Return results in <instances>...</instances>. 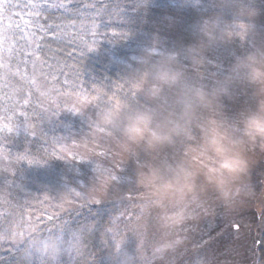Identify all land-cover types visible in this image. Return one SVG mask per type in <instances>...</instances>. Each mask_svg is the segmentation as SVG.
Segmentation results:
<instances>
[{
    "label": "rangeland",
    "instance_id": "1",
    "mask_svg": "<svg viewBox=\"0 0 264 264\" xmlns=\"http://www.w3.org/2000/svg\"><path fill=\"white\" fill-rule=\"evenodd\" d=\"M237 2L180 0L177 4L189 16L183 20L168 14L158 16L163 24L152 40L158 43L168 38L185 47L179 57L185 63V69L178 70L181 81L165 89V107L158 119L179 113L182 86L211 93L231 74L240 56L232 49L229 28L204 15L213 8L234 12ZM244 3L258 11L251 20L254 27L248 31L252 52L264 50V8L254 0ZM228 88L212 106L197 109L190 135L149 147L143 141H126L111 122L114 111L94 104L89 96L60 94L39 85L45 119L55 131L52 138L66 162L63 179L77 180L73 192L80 188L91 201H123L125 224L119 232V246L127 264H257L255 240L264 230V144L237 145L234 141L241 136L242 119L257 108L259 97L246 81L233 80ZM208 120L223 133L211 144L205 141L203 127ZM241 151L248 171L241 178L227 179L226 170H237ZM150 168H157L164 180L174 181L159 189V193L171 191V195L162 197L140 183V173ZM249 188L251 195L247 196ZM28 203L31 208L38 200L30 195ZM41 203L38 211L26 209L21 214L11 202L2 203L0 257L41 230V214L51 211L47 206L56 208L54 202H44V197ZM181 213L183 220L178 218Z\"/></svg>",
    "mask_w": 264,
    "mask_h": 264
},
{
    "label": "trees",
    "instance_id": "2",
    "mask_svg": "<svg viewBox=\"0 0 264 264\" xmlns=\"http://www.w3.org/2000/svg\"><path fill=\"white\" fill-rule=\"evenodd\" d=\"M179 1L85 0L98 10L103 6L104 20L93 26L87 17L95 14L85 13L83 27L63 30L70 33L69 40L82 37L76 39V45L84 51L78 59L59 58L65 75L58 76V81L48 76L45 82L39 71L25 77L23 65L9 66L8 59L0 60V206L4 201L11 202L21 214L26 209L38 211L43 197L44 202L56 204V208L47 206L51 211L41 214L40 231L24 244L14 246L12 253L0 257L4 264H127L119 246V232L125 224V216L121 215L123 201H91L82 189L73 192L77 180L63 179L66 162L52 138L55 131L45 119L39 85L60 94L87 95L94 104L114 114L139 109L150 110L159 118L169 84L160 87L155 95L149 88L160 82L153 76L161 67L183 71L185 63L179 57L185 47L168 38L158 43L152 38L163 24L159 15L168 14L176 20L190 15L177 4ZM254 1L264 8V0ZM204 17L227 24L232 49L238 56L253 51L250 33L237 25L234 12L213 8L206 10ZM48 71L45 68L44 75ZM145 80L147 83H143ZM30 195L38 200L31 208ZM46 214L52 218H46ZM255 242L257 264H264V230Z\"/></svg>",
    "mask_w": 264,
    "mask_h": 264
},
{
    "label": "clouds",
    "instance_id": "3",
    "mask_svg": "<svg viewBox=\"0 0 264 264\" xmlns=\"http://www.w3.org/2000/svg\"><path fill=\"white\" fill-rule=\"evenodd\" d=\"M234 12L237 17L236 23L245 31H251L254 27L251 22L252 18L258 14L256 8L245 4L244 0H238L234 5ZM247 17L248 19H243ZM212 39V34L208 33ZM242 80L248 82L255 87V94L258 99L257 108L250 111L242 119L241 136L234 143L243 145L245 143H255L257 141L264 144V50H256L247 55L238 57L234 64L231 74L219 84L211 93L202 88H195L190 85L182 86L183 106L179 113H170L163 119H158L156 114L150 110H131L124 114H114L112 116V124L116 130L124 137L126 141L132 143L145 142L149 147L159 144L171 142L173 137L179 135H190V126L193 120L197 118V109L200 106L210 107L218 99V97L229 91L228 85L233 80ZM156 80L159 84L151 85L149 91L156 93L164 84H176L181 81V74L178 70L165 69L163 67L157 71ZM143 83H147L145 80ZM205 141L211 144L214 139L218 140L223 135L218 125L208 120L204 123ZM240 164L237 170L231 169L227 171V179H236L243 177L248 171V161L241 151L238 154ZM139 181L149 191L157 192L162 197L171 195V191L167 193H159V189L164 183H174V181L164 180L157 168H150L147 172H141ZM251 195V189L248 190ZM179 220H183V215L178 214ZM179 241H177V244ZM53 248V252H55Z\"/></svg>",
    "mask_w": 264,
    "mask_h": 264
},
{
    "label": "snow or ice",
    "instance_id": "4",
    "mask_svg": "<svg viewBox=\"0 0 264 264\" xmlns=\"http://www.w3.org/2000/svg\"><path fill=\"white\" fill-rule=\"evenodd\" d=\"M101 9L85 3V0L61 3L0 0V60L8 59L9 66L23 65L25 77L34 76L39 71L45 82L48 76H54L58 81V76L65 75L64 64L59 58L78 59L84 51L76 45V39L82 37L69 40L70 33L63 30L83 27L85 13L95 14L87 17L95 26L97 21L104 20ZM56 20L60 23H55ZM112 22L110 18L109 23ZM45 68L49 70L47 75H44ZM0 264L4 261L0 260Z\"/></svg>",
    "mask_w": 264,
    "mask_h": 264
}]
</instances>
